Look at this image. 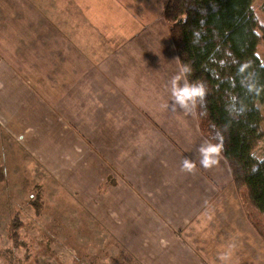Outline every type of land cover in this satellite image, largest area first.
<instances>
[{
    "label": "crops",
    "instance_id": "1",
    "mask_svg": "<svg viewBox=\"0 0 264 264\" xmlns=\"http://www.w3.org/2000/svg\"><path fill=\"white\" fill-rule=\"evenodd\" d=\"M7 2L15 20L1 40L15 45L16 73L32 86L24 89L42 95L40 123L63 117L119 178L106 184L127 197L114 194L119 204H132V257L139 264H264V238L226 195L236 188L226 161L200 170L198 149L207 139L196 115L171 110L169 82L181 69L175 47L159 41L148 51L153 30L132 12L133 5L147 15L152 0ZM185 157L196 162L193 173L181 170Z\"/></svg>",
    "mask_w": 264,
    "mask_h": 264
},
{
    "label": "rangeland",
    "instance_id": "2",
    "mask_svg": "<svg viewBox=\"0 0 264 264\" xmlns=\"http://www.w3.org/2000/svg\"><path fill=\"white\" fill-rule=\"evenodd\" d=\"M166 1L152 0L147 15L132 5V12L142 13L153 30L151 40L145 38L148 51L155 52L156 43L162 41L175 52L166 22L160 20ZM8 4L0 0V264H139L140 258L132 257V204H119L114 194L123 201L127 197L118 190L112 193L106 184L119 178L110 176L113 170L100 159L95 145L72 132L63 117L50 126L40 123L42 110L37 105L42 95L24 89L32 86L16 73L15 45L1 40L3 26L15 20ZM263 7L264 0H258L253 8L260 21H264ZM258 56L264 61V45ZM152 63L156 66L157 61ZM259 109L264 118V105ZM175 115L193 117L195 110H176ZM255 155L264 157V138ZM219 160L225 163L221 155ZM230 188L226 195L231 194L240 210L252 215L253 219L248 216L251 223L254 220L264 231V214L248 205L244 193L233 185ZM38 194L44 201L40 212L31 204ZM16 215L23 225L24 246L14 244L9 236Z\"/></svg>",
    "mask_w": 264,
    "mask_h": 264
},
{
    "label": "trees",
    "instance_id": "3",
    "mask_svg": "<svg viewBox=\"0 0 264 264\" xmlns=\"http://www.w3.org/2000/svg\"><path fill=\"white\" fill-rule=\"evenodd\" d=\"M256 0H168L163 16L182 65H189V82L203 81L204 104L195 110L207 141L222 143L236 189L257 214H264V157L255 148L264 138V64L258 47L264 44V28L253 11ZM264 9V7H263ZM31 204L40 212L43 196ZM252 218L251 214H248ZM253 219V218H252ZM255 229L264 231L254 220ZM16 215L9 236L24 246Z\"/></svg>",
    "mask_w": 264,
    "mask_h": 264
},
{
    "label": "clouds",
    "instance_id": "4",
    "mask_svg": "<svg viewBox=\"0 0 264 264\" xmlns=\"http://www.w3.org/2000/svg\"><path fill=\"white\" fill-rule=\"evenodd\" d=\"M258 23L264 24V21L257 20ZM191 73L189 65H182L179 74L174 75L170 82V93L172 97L171 110L175 112L177 108L182 111H191L197 105H203L206 100L207 87L203 81L189 82L187 76ZM165 107H169L165 105ZM223 151L222 143H212L206 141L203 143L198 152L200 154L199 164L204 169H211L220 162L219 158ZM197 168L196 162L189 157L182 161L181 170L193 173ZM220 259L226 260L227 255H222Z\"/></svg>",
    "mask_w": 264,
    "mask_h": 264
}]
</instances>
